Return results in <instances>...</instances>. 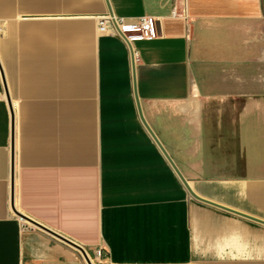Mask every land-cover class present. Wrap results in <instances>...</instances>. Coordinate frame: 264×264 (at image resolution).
Instances as JSON below:
<instances>
[{
    "label": "crops",
    "instance_id": "1",
    "mask_svg": "<svg viewBox=\"0 0 264 264\" xmlns=\"http://www.w3.org/2000/svg\"><path fill=\"white\" fill-rule=\"evenodd\" d=\"M108 3L0 0V264H264V0Z\"/></svg>",
    "mask_w": 264,
    "mask_h": 264
},
{
    "label": "built area",
    "instance_id": "2",
    "mask_svg": "<svg viewBox=\"0 0 264 264\" xmlns=\"http://www.w3.org/2000/svg\"><path fill=\"white\" fill-rule=\"evenodd\" d=\"M173 14H177L174 9ZM98 30L100 32H110L120 35L128 45H131L134 39H152L157 35L158 20L154 16L144 15L135 22H127L124 18H116L113 15L106 14L97 19ZM98 257L102 256V249L96 252ZM93 264L94 260L91 259Z\"/></svg>",
    "mask_w": 264,
    "mask_h": 264
},
{
    "label": "water",
    "instance_id": "3",
    "mask_svg": "<svg viewBox=\"0 0 264 264\" xmlns=\"http://www.w3.org/2000/svg\"><path fill=\"white\" fill-rule=\"evenodd\" d=\"M106 1H107V4H108L109 14H110V15H113L112 10H111V8H110V5H109V3H108V0H106ZM4 89H5V92H6L7 97H9L8 94H7V86H6L5 82H4ZM137 105H138V109H139V112H140V116H141L142 120L144 121L143 116H142V113H141V111H140V106H139V103H138V99H137ZM151 134H152V136L154 137V139L159 143L160 147L164 150V148L161 146L160 142L158 141L156 135H155L153 132H151ZM12 150H13V146H12ZM164 152H165V151H164ZM166 155H167L168 159L170 160V162H172L170 156H169L167 153H166ZM175 169H176V171L178 172V175L180 176V178L182 179V181L184 182L186 188L188 189V191L190 192V194H191L192 196H194L195 198L200 199V200H202V201H205V202H208V203H213L212 201H209V200H207V199H204V198L200 197L198 194H196V193L194 192V190H193V189L190 187V185L188 184V181H187V180L183 177V175L179 172V170H178L176 167H175ZM12 188H13V177H12ZM12 196H13V195H12ZM12 198H13V197H12ZM213 204H216V203H213ZM219 206H221V205H219ZM222 207H223V206H222ZM224 208H226V207H224ZM227 209H228V208H227ZM229 210H232V209H229ZM17 214L20 215L21 217H24V218H25L24 215H22V214H20V213H18V212H17ZM241 214H242V213H241ZM32 222H33V221H32ZM263 222H264V221H263ZM46 230H47V229H46ZM48 231H49V230H48ZM49 232L53 233V234L56 235L57 237H59V238L65 240L66 242H68V243H70L71 245H73L74 247H76L78 250L81 251L82 255L84 256V258L86 259V261L88 262V264H93V263L91 262V260H90V257L88 256V254L86 253V251L84 250V248H83L82 246H80V245H78V244H76V243H73L72 241L66 239L65 237H63V236H61V235H58L57 233H54V232H52V231H49Z\"/></svg>",
    "mask_w": 264,
    "mask_h": 264
}]
</instances>
